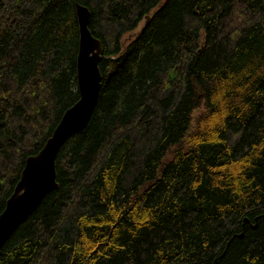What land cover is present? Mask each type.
Returning a JSON list of instances; mask_svg holds the SVG:
<instances>
[{"label":"trees","instance_id":"trees-1","mask_svg":"<svg viewBox=\"0 0 264 264\" xmlns=\"http://www.w3.org/2000/svg\"><path fill=\"white\" fill-rule=\"evenodd\" d=\"M76 2L99 97L0 264H264V0H0V212L78 98Z\"/></svg>","mask_w":264,"mask_h":264},{"label":"water","instance_id":"water-1","mask_svg":"<svg viewBox=\"0 0 264 264\" xmlns=\"http://www.w3.org/2000/svg\"><path fill=\"white\" fill-rule=\"evenodd\" d=\"M75 11L79 28L76 55L78 98L64 110L41 148L26 157L20 177L0 212V249L4 241L30 215L44 195L58 187L56 155L72 133L86 126L99 97L102 74L98 63L102 42L88 27L90 16L88 6L76 2ZM147 17L146 15L144 24L147 22ZM138 32L130 31L128 34L134 33L133 36H135ZM124 39L130 40L131 37L127 36ZM124 39H122V45H124ZM244 221L248 220L245 218ZM256 223L257 217L253 227Z\"/></svg>","mask_w":264,"mask_h":264},{"label":"rangeland","instance_id":"rangeland-1","mask_svg":"<svg viewBox=\"0 0 264 264\" xmlns=\"http://www.w3.org/2000/svg\"><path fill=\"white\" fill-rule=\"evenodd\" d=\"M144 22L145 21H142L140 24H139V26L135 29V30H133L134 31V33H136L137 31H140L141 30V28L143 27V24H144ZM134 33H131L130 35L128 34H125L122 38L124 39L125 37H133V35H134ZM124 41L125 42H127V41H129V39H124ZM124 42V43H125ZM123 43V44H124ZM201 109H202V107H200V108H198V109H196L195 111H194V118H196V116H197V114L199 113V111H201ZM192 121H193V119H192ZM192 125H194V122H192ZM175 150V147H173V148H171L170 149V151H169V153L167 152V154H166V156H168V155H172V152Z\"/></svg>","mask_w":264,"mask_h":264}]
</instances>
